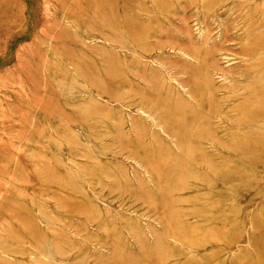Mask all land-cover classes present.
I'll return each mask as SVG.
<instances>
[{
	"label": "rangeland",
	"instance_id": "1",
	"mask_svg": "<svg viewBox=\"0 0 264 264\" xmlns=\"http://www.w3.org/2000/svg\"><path fill=\"white\" fill-rule=\"evenodd\" d=\"M0 264H264V0H0Z\"/></svg>",
	"mask_w": 264,
	"mask_h": 264
}]
</instances>
